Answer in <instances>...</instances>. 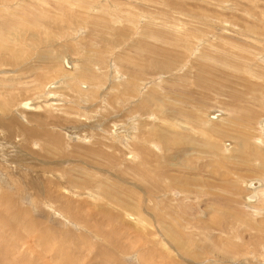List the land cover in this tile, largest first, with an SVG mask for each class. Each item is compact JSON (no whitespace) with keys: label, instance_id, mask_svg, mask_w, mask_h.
<instances>
[{"label":"rangeland","instance_id":"374dc122","mask_svg":"<svg viewBox=\"0 0 264 264\" xmlns=\"http://www.w3.org/2000/svg\"><path fill=\"white\" fill-rule=\"evenodd\" d=\"M263 120L264 0H0V264H264Z\"/></svg>","mask_w":264,"mask_h":264},{"label":"bare ground","instance_id":"6f19581e","mask_svg":"<svg viewBox=\"0 0 264 264\" xmlns=\"http://www.w3.org/2000/svg\"><path fill=\"white\" fill-rule=\"evenodd\" d=\"M149 60H150V59H149ZM72 61H73V60H72ZM64 63H65V62H64ZM66 65H67V64H66ZM69 66H70V65H69ZM67 68H68V67H67ZM70 68H71V67H70ZM70 68H69V69H70ZM69 69H68V70H69ZM72 69H73V67H72ZM51 85H52V84H51ZM103 85H104V84H103ZM49 86H50V85H49ZM111 87H112V86H111ZM164 87H165V86H164ZM104 88H105V87H104ZM43 94H44V93H43ZM52 94H53V93H52ZM52 94H50V95H52ZM47 95H48V94H47ZM53 95H54V94H53ZM54 96H55V95H54ZM50 100H51V99H50ZM96 100H97V99H96ZM27 102H28V101H27ZM27 102L20 103L19 106H21V108H22V107H27V108H28L29 106H28V103H27ZM47 102H48V101H47ZM29 103H31V102H29ZM32 108H33V106H32ZM30 109H31V108H30ZM30 109H29V110H30ZM31 110H32V109H31ZM211 117H212L213 120H216V119L218 118V116H211ZM260 125H261V123H260ZM178 127H179V126H178ZM260 127H261V126H260ZM262 127L264 128V120H263V122H262ZM262 127H261V128H262ZM263 128H262V129H263ZM263 130H264V129H263ZM57 134H58V133H57ZM52 136H53V135H52ZM58 137H59V136H58ZM58 137H57V135H55V139H57ZM53 138H54V137H52V139H53ZM60 140H61V138H60ZM248 181H249V180H248ZM251 181H256V182H257V180H251ZM251 181H250V182H251ZM250 182H249V183H250ZM258 183H259V182H258ZM263 183H264V182H263ZM246 184H247V183H246ZM246 184H245V185H246ZM246 187H248V186H246ZM246 189H248V188H246ZM249 190H250V192H248L249 195H247V197H246V199H247L246 202H247V203L249 202V204H250L251 202L253 203V202L257 199V191L259 190V187H257V188H256V187H251ZM245 196H246V195H245ZM245 196H244V197H245ZM252 203H251V204H252ZM129 218H130V217H129ZM0 246H1V245H0ZM2 248H4V247H2ZM4 250H5V248H4ZM5 252H7V251H5ZM16 252H17V251H16ZM61 253H62V252H61ZM1 255H3V254H1ZM1 255H0V258H1L2 260H4V259L1 257ZM5 255H6V254H4V256H5ZM8 256H9V255H7V257H8ZM15 257H16V256H15ZM4 258H5V257H4ZM21 259H22V258H21ZM24 259H25V258H24ZM62 259H63V258H62ZM5 260H6V259H5ZM9 260H10V259H9ZM6 261H7V260H6ZM2 263H3V262H2ZM21 263H22V262H21ZM21 263H20V264H21ZM26 263H27V262H26ZM23 264H24V263H23Z\"/></svg>","mask_w":264,"mask_h":264},{"label":"water","instance_id":"95a60500","mask_svg":"<svg viewBox=\"0 0 264 264\" xmlns=\"http://www.w3.org/2000/svg\"><path fill=\"white\" fill-rule=\"evenodd\" d=\"M29 108V107H28ZM260 186V183L256 182V181H253V182H250L249 185H248V188L250 189L251 187H259Z\"/></svg>","mask_w":264,"mask_h":264}]
</instances>
